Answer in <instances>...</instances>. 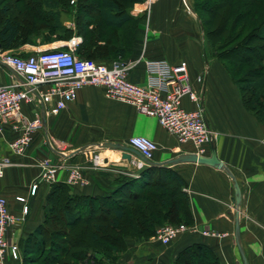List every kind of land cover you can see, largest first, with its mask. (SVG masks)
Here are the masks:
<instances>
[{
  "label": "crops",
  "instance_id": "crops-1",
  "mask_svg": "<svg viewBox=\"0 0 264 264\" xmlns=\"http://www.w3.org/2000/svg\"><path fill=\"white\" fill-rule=\"evenodd\" d=\"M190 5L191 0H153L147 14L143 0L132 3L128 10L131 16L143 17L135 28L140 35V45L135 53L126 56L127 60L139 58V61L128 70L127 79L134 83L145 81L144 59H165L171 64L179 60L186 62L189 84L199 97L216 157L237 182L239 204L236 206L232 200V183L224 170L197 162L166 164L176 170L185 183L182 189L188 195L192 214L190 225L194 229L180 234L167 245L160 244L153 235L140 240L126 237V251L120 263L169 264L178 250L199 242L208 246L221 264H242L233 234L237 214L239 244L246 263L264 264V145L261 143L264 124L243 107L237 87L218 61L205 57L202 30ZM69 23L67 27L72 28V22ZM73 37H78L80 42L79 36L72 35L57 45L70 49ZM33 48L28 45L24 52ZM113 60L111 57L101 59L105 64ZM14 78L15 74L0 64V84L11 83ZM50 103L51 100L22 103L26 119L34 120L38 116L41 119L24 154L13 153L9 146L18 135L13 123L6 122L0 130V157H8L11 161L0 176V195L6 199L9 211L21 217L7 234L9 240L18 245L19 253V240L43 219L42 205L49 183L39 178L41 158L46 157L62 166L56 181L65 183L71 192L97 194L101 188L112 185L101 171L137 176V170L145 165L137 168L132 163L139 161L134 155L126 160L121 158V150L100 147L97 143L127 145L126 140L131 135L146 136L156 144L150 158L154 163L180 153H193L191 144L178 143L155 118L106 97L101 86L82 87L55 115L46 113ZM181 105L186 109L195 108L186 97L181 99ZM76 149L80 150L73 152ZM208 154L209 144L205 155ZM72 165L80 166L85 179L83 184L65 182L67 169ZM35 182L37 189L30 194V186ZM17 196H23L25 201H18ZM24 205H27V212L22 214ZM6 264L17 262L8 255Z\"/></svg>",
  "mask_w": 264,
  "mask_h": 264
},
{
  "label": "trees",
  "instance_id": "trees-1",
  "mask_svg": "<svg viewBox=\"0 0 264 264\" xmlns=\"http://www.w3.org/2000/svg\"><path fill=\"white\" fill-rule=\"evenodd\" d=\"M134 1L0 0V50L14 48L21 36L19 18L32 21L40 16L50 20L48 27L59 40L80 37L74 48L79 58L126 61L127 54L135 53L140 45L135 28L143 16L133 18L128 11ZM221 1L191 0V10L202 30L204 55L221 63L237 87L243 107L264 124V0H242L232 7L233 15L230 1L224 6ZM21 2L25 10L12 15L22 10L16 7ZM215 17L219 22L217 31L211 27ZM66 18L72 28L62 22ZM228 21L229 29L225 30ZM218 39L224 50H218ZM253 41L261 44L254 45ZM24 42L36 44L31 35ZM238 49L244 53L235 60L255 62L250 72L256 79L234 76L227 62ZM101 173L112 184L101 194H77L61 181L49 183L42 205L43 219L19 240L20 258L14 260L17 264H121L126 237L147 239L163 224L192 223L188 195L182 189L185 183L171 167L145 164L137 170V176ZM106 219L105 229L112 230V234L100 231L98 221ZM82 235L87 238L85 242L80 240ZM100 237L105 244L98 240ZM169 264L221 263L208 246L193 242L178 250Z\"/></svg>",
  "mask_w": 264,
  "mask_h": 264
},
{
  "label": "built area",
  "instance_id": "built-area-1",
  "mask_svg": "<svg viewBox=\"0 0 264 264\" xmlns=\"http://www.w3.org/2000/svg\"><path fill=\"white\" fill-rule=\"evenodd\" d=\"M153 0H143L148 14ZM79 43L73 37L70 49L53 48L33 52L26 56L0 53V59L16 73L11 83L0 84V130L3 124L12 122L18 131L17 137L9 146L13 153L21 155L33 141L35 130L40 127L41 119L28 120L22 114L23 102L43 103L51 100L46 113L55 115L73 100L76 92L85 86H101L104 95L133 106L138 113L155 118L156 122L178 143H189L193 153L205 155L211 139V131L206 125L199 97L189 84L187 66L184 60L169 63L165 59H144L145 81L134 83L127 79V72L138 61L113 60L109 64L92 59L79 58L73 48ZM197 77V81H200ZM186 97L195 104L194 109H186L181 99ZM261 143L264 145V138ZM126 144L136 149L142 156L150 159L156 150V144L143 135H131ZM137 168L141 161L132 162ZM11 161L0 157V176ZM39 178L46 183L56 181L57 172L62 168L58 163L43 157L38 162ZM66 183L83 184L85 179L80 166L72 165L67 169ZM37 183L30 186L29 193L34 194ZM18 201H25L17 196ZM27 212V205L22 214ZM21 217L12 214L6 199L0 195V264H6L9 255L12 260L20 258L18 245L8 238V229ZM193 226L184 223L163 224L155 229L153 237L162 245H167L180 234L193 230ZM202 234H208L201 231Z\"/></svg>",
  "mask_w": 264,
  "mask_h": 264
},
{
  "label": "rangeland",
  "instance_id": "rangeland-1",
  "mask_svg": "<svg viewBox=\"0 0 264 264\" xmlns=\"http://www.w3.org/2000/svg\"><path fill=\"white\" fill-rule=\"evenodd\" d=\"M230 1V12H231V15H233V8L235 7V5H239V3L242 1V0H222L221 1V6H224L225 3L229 2ZM17 9H22V10H19V11H15L12 13V15H16V14H19L21 13L23 10H25V4L23 2H21L20 4H17ZM233 7V8H232ZM218 12V11H217ZM260 16H261V13H258ZM20 22L22 23L21 24V36L18 37L16 39V42H15V46L12 50L8 51V50H0V53H11V54H17V55H28L30 53H33V52H39V51H42V50H47V49H53V48H61L59 47L57 44L59 41V38L58 36L56 35V33L54 31H52L48 25L50 22V20H44L43 18H41L40 16H34L32 18V21H26V20H23L21 18H19ZM218 21V17H215L213 23L211 24V27L212 28H215L214 30H219V22L217 23ZM66 26H69L71 23L70 20L68 18L66 19H63L62 21ZM223 24V23H222ZM228 24H229V21L228 23H226V29H229L228 28ZM216 26V27H214ZM43 32V33H42ZM31 35L35 41H36V44L32 45V44H27V43H23V41H25L27 39V37ZM46 38H42L44 36ZM219 36V34H218ZM223 36V34H222ZM217 37H215L216 39ZM45 39V41H44ZM218 42V50H224L223 46L222 45H219L221 43V40L218 39L217 40ZM254 43L255 44H261V43H257L255 41L252 42V44ZM18 44L21 45L20 46V50H18ZM28 45H31V46H34L33 50L30 51V52H24V48ZM251 45V44H250ZM253 45V46H254ZM255 47V46H254ZM18 48V49H17ZM261 52V51H259ZM244 51H241V49H238L235 51V53L232 54V59L229 58L228 60V65L231 69V71L233 72L234 76L236 78H241V77H246V80L249 79H256L257 76L255 74H252L250 72V69L256 64L255 62H253L252 60L248 61V62H243V63H240L238 61H236L235 59L237 58H240L242 55H243ZM213 58V57H211ZM208 59V58H207ZM215 59V58H214ZM216 60V59H215ZM217 61V60H216ZM218 63L221 65V63L218 61ZM264 63V62H263ZM222 66V65H221ZM223 67V66H222ZM224 69V68H223ZM225 70V69H224ZM226 72V71H225ZM251 73V74H250ZM246 74V75H245ZM228 75V74H227ZM229 77V76H228ZM105 190L104 188H101L100 191L98 192V194H101L102 191ZM99 225H100V231H102L103 234H105V231H107L108 233L112 234V230H106L105 229V222H108V220H103V221H98ZM101 227H104V228H101ZM100 235V234H98ZM105 236V235H104ZM87 238H83V235L81 236L80 240L81 241H86ZM100 242H105L103 241L102 237H100L98 239ZM105 244V243H104ZM83 264V263H81Z\"/></svg>",
  "mask_w": 264,
  "mask_h": 264
},
{
  "label": "water",
  "instance_id": "water-1",
  "mask_svg": "<svg viewBox=\"0 0 264 264\" xmlns=\"http://www.w3.org/2000/svg\"><path fill=\"white\" fill-rule=\"evenodd\" d=\"M0 64L7 67L8 69H10L11 72H13L16 75L15 71L10 66L5 64L1 59H0ZM97 146H100V147L108 146L110 148L119 149L122 151L121 158L129 160L130 155L132 154L142 163L149 164V165H166V164L173 165V164H177V163H181V162H197V163H203V164H207V165L222 169L227 173V175L229 176L231 183H232V187H233V198H232V200L236 206H238V204H239L240 193H239V188H238L237 182H236L235 178L233 177V175L229 172V170L216 157L215 145L211 139L209 141V154L208 155H196L194 153H180V154H177L173 157L165 159L159 163L152 162L150 159H147L144 156H142L136 149H134L128 145L122 144V143L100 142V143H97ZM78 150H80V149H76L73 152H76ZM233 234H234L236 246L238 248V252L240 254L241 263L247 264L245 261V257L243 255V251L241 250V247L239 244L237 214H236L235 220H234Z\"/></svg>",
  "mask_w": 264,
  "mask_h": 264
}]
</instances>
